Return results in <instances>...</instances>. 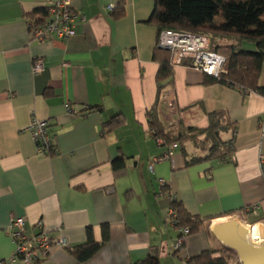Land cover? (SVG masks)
Masks as SVG:
<instances>
[{"label": "crops", "instance_id": "0c3cea01", "mask_svg": "<svg viewBox=\"0 0 264 264\" xmlns=\"http://www.w3.org/2000/svg\"><path fill=\"white\" fill-rule=\"evenodd\" d=\"M53 1L0 0V264H25L8 232L12 217L25 219L28 237L42 221L55 240L41 264H132L151 252L158 264H185L205 249L223 251L217 223L237 218L247 226L261 222L264 230V95L207 83L206 74L186 64L173 67L159 100L163 122L168 90L179 110V122L169 126L174 132L207 127L208 113L227 111L237 126L236 160L187 165L185 153L204 154L191 142L166 159L168 147L155 140L147 118L159 88V32L147 22L154 0H70L79 15L76 34L32 40L30 14ZM120 1L124 14L116 17L107 6ZM242 46L254 49L247 41ZM38 57L45 67L34 74ZM116 114L120 121L105 125ZM33 118L49 120V154L38 152L27 128ZM117 157L125 165L114 169ZM173 197L205 221L180 249ZM104 223L109 242L78 262L68 248L85 242L90 226L100 241Z\"/></svg>", "mask_w": 264, "mask_h": 264}, {"label": "trees", "instance_id": "16d2710c", "mask_svg": "<svg viewBox=\"0 0 264 264\" xmlns=\"http://www.w3.org/2000/svg\"><path fill=\"white\" fill-rule=\"evenodd\" d=\"M47 14L45 7H37L30 14L31 18ZM114 16L124 14V3L120 1L113 12ZM157 26L158 32L165 28L179 29L211 36L216 42L226 38L232 43L226 52L228 57L226 71L218 78L207 75V83L219 82L239 89L243 94L257 92L264 95V85L259 80L264 64V0H154L152 13L147 20ZM254 44V49L244 48L243 42ZM219 51L218 46L215 47ZM154 59L159 62L157 74L158 99L147 113L148 125L155 140H162L169 148L177 143L183 147L191 142L204 154L185 153L187 165L197 164L206 160L219 159L230 161L235 154L237 126L229 118L227 111L219 110L208 113L207 127H190L185 132H174L163 122L158 106L162 92L172 82L173 68L171 52L156 47ZM71 108V107H70ZM72 111V109H71ZM119 114L112 116L105 125L119 122ZM113 168L125 165L123 157L112 161ZM168 190V187H164ZM170 215L177 228L188 227L190 234L199 230L205 223L203 219L187 211L182 202L173 197ZM110 239V228L102 224V239L96 240L92 227L87 228V240L81 244L69 247L68 251L78 262H84L95 256ZM159 256L151 252L145 259L132 264H158ZM35 264H41V260ZM185 264H232L220 249L208 248L200 254L185 261Z\"/></svg>", "mask_w": 264, "mask_h": 264}, {"label": "built area", "instance_id": "2783aa9c", "mask_svg": "<svg viewBox=\"0 0 264 264\" xmlns=\"http://www.w3.org/2000/svg\"><path fill=\"white\" fill-rule=\"evenodd\" d=\"M116 6L115 4H110L107 6V10L114 12ZM43 7L47 10L46 15L39 14L28 21L32 40L45 41L53 38L66 40L76 34L79 15L73 9L70 0H56ZM157 46L171 52L170 63L172 68L186 64L206 75L217 78L226 71L228 57L213 47V41L209 35L165 28L159 33ZM44 67V59L42 57L36 58L34 60L33 73L37 74L43 71ZM161 103L167 107L166 124L168 126L176 125L179 122L177 117L179 110L172 90L164 93ZM67 109L70 111V106L67 105ZM263 123L264 121L261 122V124ZM27 128L32 134L39 153L49 154L54 150L49 120L33 118ZM158 142L163 143L161 139ZM178 147L177 143L170 145L164 158H171ZM235 160V154L230 156L231 162ZM260 162L264 168V154H261ZM249 208L256 213L258 206L253 205ZM172 214L173 211L171 210L170 215ZM260 224L262 225L261 222ZM36 227L38 233L33 237H28L25 233V219L23 217H12L8 226V232L16 242L15 257L24 261L25 264H35L43 257H46L50 246L55 242L49 232L45 230L42 221H38ZM181 234V238L178 239L176 244L177 249L182 247L183 238L190 234L189 228H183ZM56 242L66 245L64 240ZM222 254L229 261L238 260L240 262L236 253L228 250L224 245Z\"/></svg>", "mask_w": 264, "mask_h": 264}, {"label": "water", "instance_id": "95a60500", "mask_svg": "<svg viewBox=\"0 0 264 264\" xmlns=\"http://www.w3.org/2000/svg\"><path fill=\"white\" fill-rule=\"evenodd\" d=\"M213 231L222 244L234 251L241 264H264V244L256 246L248 241L250 229L237 218L217 223Z\"/></svg>", "mask_w": 264, "mask_h": 264}, {"label": "bare ground", "instance_id": "6f19581e", "mask_svg": "<svg viewBox=\"0 0 264 264\" xmlns=\"http://www.w3.org/2000/svg\"><path fill=\"white\" fill-rule=\"evenodd\" d=\"M245 225V224H244ZM250 229V233L248 234V241L256 246H261L264 244V233L262 230V225L254 224L253 226H247Z\"/></svg>", "mask_w": 264, "mask_h": 264}, {"label": "rangeland", "instance_id": "374dc122", "mask_svg": "<svg viewBox=\"0 0 264 264\" xmlns=\"http://www.w3.org/2000/svg\"><path fill=\"white\" fill-rule=\"evenodd\" d=\"M232 43L231 40H228L226 38H219L216 40V42L214 41L213 42V47H217L218 46V49L220 52L226 54L228 48H229V45ZM185 132V131H184ZM186 133V132H185ZM244 224V223H243ZM250 233V232H249ZM233 253H235L234 251H232ZM239 262V261H238ZM241 264V263H240Z\"/></svg>", "mask_w": 264, "mask_h": 264}]
</instances>
